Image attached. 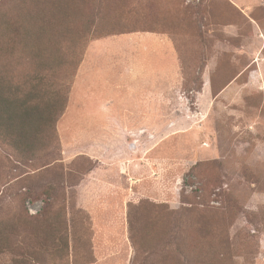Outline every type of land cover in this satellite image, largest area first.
Wrapping results in <instances>:
<instances>
[{"label":"rangeland","instance_id":"rangeland-1","mask_svg":"<svg viewBox=\"0 0 264 264\" xmlns=\"http://www.w3.org/2000/svg\"><path fill=\"white\" fill-rule=\"evenodd\" d=\"M0 83V264H264V0H0Z\"/></svg>","mask_w":264,"mask_h":264},{"label":"trees","instance_id":"trees-1","mask_svg":"<svg viewBox=\"0 0 264 264\" xmlns=\"http://www.w3.org/2000/svg\"><path fill=\"white\" fill-rule=\"evenodd\" d=\"M6 85L5 87L0 83V90L4 88L5 91L0 95V143L18 149V153L23 157L22 162L34 161L31 155L41 146L40 130L45 125L43 122L48 120L49 114L34 103V96L13 95L14 86ZM10 89L12 91H9ZM15 253L19 254L20 250Z\"/></svg>","mask_w":264,"mask_h":264},{"label":"crops","instance_id":"crops-1","mask_svg":"<svg viewBox=\"0 0 264 264\" xmlns=\"http://www.w3.org/2000/svg\"><path fill=\"white\" fill-rule=\"evenodd\" d=\"M160 65L161 67H158V66ZM157 65H155V66H157V67H149V68H147L145 71L146 72H148L149 70H151V72L152 73H155L154 75H155V77H157V78H155V80H158V77H159V80H167L168 79V76H165L164 74H162L161 72H162V70H163V68H162V65L159 63L158 64V62H157ZM129 74L131 75V82H135V80L136 79H138V77H139V74L136 72V69H131V71H129ZM150 77H153V76H150ZM150 80H152V78L150 79Z\"/></svg>","mask_w":264,"mask_h":264}]
</instances>
